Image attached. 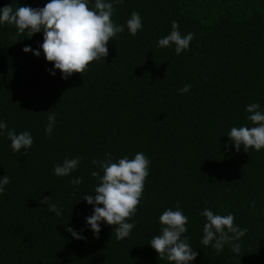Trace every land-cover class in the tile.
<instances>
[{
    "label": "trees",
    "instance_id": "16d2710c",
    "mask_svg": "<svg viewBox=\"0 0 264 264\" xmlns=\"http://www.w3.org/2000/svg\"><path fill=\"white\" fill-rule=\"evenodd\" d=\"M48 2L0 0V8ZM114 7L111 18L124 31L108 42L105 61L67 79L42 49L38 57L23 51L39 48L42 31L29 38L27 30L0 24V121L33 138L24 155L0 136V178L10 180L0 194V264H174L159 259L149 242L161 234L159 216L177 202L188 217L182 237L198 253L189 264H264V149L237 152L227 135L232 127L254 126L247 105L264 112V0H123ZM134 11L143 27L133 36L126 22ZM173 21L181 35L194 33L180 55L175 45L157 46ZM185 85L191 88L181 94ZM51 113L56 124L46 138ZM109 152L113 162L137 152L150 160L128 221L135 227L122 240L103 221L95 238L86 223L93 206L78 199L98 184L91 172L103 174L92 160ZM66 156L83 159L70 175L57 176L53 167ZM78 177L76 198L69 181ZM46 196L60 216L41 205ZM205 208L232 213L247 229L233 242L239 253L228 243L219 253L200 243ZM68 226L86 239L73 238Z\"/></svg>",
    "mask_w": 264,
    "mask_h": 264
},
{
    "label": "clouds",
    "instance_id": "9594fccd",
    "mask_svg": "<svg viewBox=\"0 0 264 264\" xmlns=\"http://www.w3.org/2000/svg\"><path fill=\"white\" fill-rule=\"evenodd\" d=\"M123 3V0H95L94 5L89 7V0H49L44 7L33 8L31 6H19L13 9L11 4L0 8V24L13 25L19 33L27 30V37L43 32V43L38 49L30 46L23 48L24 52H33L40 56L43 50L47 61L53 62L54 69L60 70L64 79L74 73L82 74L89 64L95 60L108 56V42L118 33L124 31V25L116 24L112 20L115 11L114 4ZM126 26L131 35H136L143 27L142 18L138 12H132ZM194 39V33L181 35L179 24L173 21L168 35L158 40V47H171L175 45V54L180 55L188 49ZM51 75L55 71L49 70ZM191 85H185L179 91L181 94L189 91ZM249 113L247 120L254 126L232 127L228 132L230 142L239 152L241 147L245 152L250 148L260 151L264 149V112L257 103L246 106ZM48 124L45 126L46 138L51 137L53 127L56 124L55 113L47 117ZM6 135L11 141V149L20 152L24 149V155L33 144V138L29 131L19 134L14 129H9L7 122L0 121V136ZM83 157H65L62 163H57L53 171L57 176H68L75 171ZM92 164L101 171H92L91 176L98 180L94 188L95 195L86 192L78 199L85 200L93 206V212L86 217V223L90 226L95 238H99L101 222L114 226L115 237L122 240L128 237L135 227L134 223L128 222L137 212L144 190V183L149 175V158L142 152H137L133 159L127 156L113 162L112 154L106 153L104 159H93ZM10 180L5 175L0 178V194L5 191L4 186ZM75 187L70 195L77 198L79 185L83 183V177L69 181ZM51 196L43 197L41 205L48 204V211L57 216L62 214V209L56 204L50 203ZM255 202L253 201V206ZM99 205H103L102 207ZM200 215L206 218L203 225V238L200 243L204 246L213 247L218 253L223 250L226 243L231 244L232 251L239 253L240 244L233 243L242 237L247 229H241L234 223V214H214L205 208ZM161 234L150 239L151 247L158 253L159 259H167L174 264H189L194 261L198 253L190 246L189 237L182 234L187 232L188 217L177 202L175 210L169 208L159 216ZM73 238L86 239L77 233L71 226L66 228Z\"/></svg>",
    "mask_w": 264,
    "mask_h": 264
}]
</instances>
